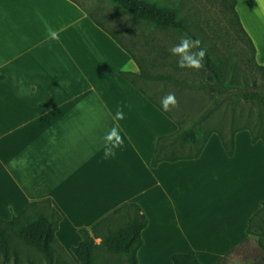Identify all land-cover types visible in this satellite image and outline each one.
Masks as SVG:
<instances>
[{
  "label": "crops",
  "instance_id": "obj_1",
  "mask_svg": "<svg viewBox=\"0 0 264 264\" xmlns=\"http://www.w3.org/2000/svg\"><path fill=\"white\" fill-rule=\"evenodd\" d=\"M236 11L264 67V4L237 0ZM130 53L70 0H0V218L50 199L63 217L57 239L71 254L79 230L135 203L149 222L140 264H173L174 254L189 252L215 264L248 239L264 203V145L238 132L229 157L213 134L200 158L153 168L158 139L177 126L130 78L139 72ZM124 105L125 118L114 120ZM114 125L124 143L104 159ZM193 212L202 225L188 222ZM224 225L230 234L220 233Z\"/></svg>",
  "mask_w": 264,
  "mask_h": 264
},
{
  "label": "trees",
  "instance_id": "obj_2",
  "mask_svg": "<svg viewBox=\"0 0 264 264\" xmlns=\"http://www.w3.org/2000/svg\"><path fill=\"white\" fill-rule=\"evenodd\" d=\"M70 1L83 8L76 0ZM107 1L120 6L137 21L150 23L165 30H176L196 39L188 31L187 23L179 18L176 9L146 0ZM220 2L224 12L229 16L231 30L252 56L249 62L251 69L264 77V67L256 62L254 45L244 30L236 11L237 0H220ZM89 15L98 26L104 28V24L96 20L90 13ZM120 42L118 40L121 45ZM201 47H203L202 44ZM130 55L136 60L139 67L138 76L143 80L168 81L190 88H199L210 97L221 100L235 97L248 103L264 106V83L260 85L256 82L252 85L238 84L232 75L228 74L225 65L216 61L208 49H206L204 67L202 68L207 78L198 85H189L174 75H150L141 67L138 58L133 53ZM121 75L129 80L127 73L121 72ZM134 81L136 82V80ZM166 115L175 122L177 131L158 139L151 159L153 168L163 162L200 158L213 134H218L229 157L234 156L235 135L238 132L249 131L254 144L261 141L264 145V131L256 133L249 128H239L234 129L228 137L221 130H210L199 123H196L195 127L193 125L185 127L178 118L174 119L169 114ZM180 149H188V153H180ZM62 219L61 213L54 207L50 199L29 202L19 214L13 215L10 220L0 218V264H38L37 258L34 257L35 253L40 254L47 264H108L111 263L112 258H119L127 264H140L137 254L143 244L142 232L149 222L139 205L124 204L97 222L91 229L79 230L82 241L78 246L72 248L71 254L63 248L56 236ZM263 221L264 203L249 220L248 239L258 234L260 243L262 242L261 239L264 237ZM97 239H101L100 245L96 243ZM248 239L215 264H231V256L237 253ZM261 244L264 246L263 243ZM24 249L27 251L26 254L23 252ZM172 263L201 264L194 252L174 254Z\"/></svg>",
  "mask_w": 264,
  "mask_h": 264
},
{
  "label": "rangeland",
  "instance_id": "obj_3",
  "mask_svg": "<svg viewBox=\"0 0 264 264\" xmlns=\"http://www.w3.org/2000/svg\"><path fill=\"white\" fill-rule=\"evenodd\" d=\"M76 1L96 20L120 37L138 58L141 67L150 75H174L189 85H198L206 80L207 76L202 69L194 71L175 68L176 58L170 55L169 48L178 44L180 38L187 34L137 21L120 6L107 0ZM146 1L176 9L179 18L187 23L188 31L196 39L201 40L202 46L212 53L216 61L225 65L228 74H231L238 84L252 85L256 82L260 85L264 83L262 74L251 69L249 62L252 56L231 30L229 16L224 12L220 0ZM138 73L130 72V78L136 80L159 104L166 94L175 93L178 107L168 113L174 119L178 118L185 127L191 125L195 127V124L199 123L210 130H221L228 137L234 129L239 128H249L256 133L264 131V106L248 103L235 97L221 100L210 97L199 88H190L168 81L156 80L157 82L149 83L140 78ZM152 86L156 89L157 95L150 89ZM179 152L188 153V149H180ZM217 180L215 179V182ZM213 199L216 205L218 199L217 197ZM208 204H213V202L210 201ZM213 213L218 215L216 208ZM194 215L195 212L191 214V219L187 218L188 222L202 225L204 219L194 217ZM262 226L264 228V221ZM231 228L229 225H224L220 233L230 234ZM261 241L264 245V237ZM96 243L100 245L101 239H97ZM261 243L258 234L250 237L239 251L231 256L230 263L263 264L264 246ZM203 245L209 246L207 242H203ZM23 252L26 254L27 251L24 249ZM35 254L34 257L37 258L38 264H47L40 254ZM108 264L127 263L119 258H112L111 263Z\"/></svg>",
  "mask_w": 264,
  "mask_h": 264
},
{
  "label": "clouds",
  "instance_id": "obj_4",
  "mask_svg": "<svg viewBox=\"0 0 264 264\" xmlns=\"http://www.w3.org/2000/svg\"><path fill=\"white\" fill-rule=\"evenodd\" d=\"M264 4V0H262ZM171 56L176 58V65L179 69H190L199 71L204 67V59L206 56V49L201 47V40L199 38L193 39L188 35H184L180 38V42L169 48ZM127 71V67L121 69ZM161 108L164 112H169L178 107V101L175 93H168L161 98ZM124 107L130 105L118 106L114 120L120 121L125 118ZM104 145V159L114 158L116 150L123 146L124 138L120 134V128L118 125H114L103 137Z\"/></svg>",
  "mask_w": 264,
  "mask_h": 264
}]
</instances>
